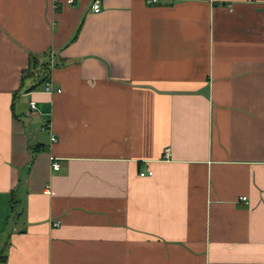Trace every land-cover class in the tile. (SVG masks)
<instances>
[{
	"label": "crops",
	"instance_id": "obj_1",
	"mask_svg": "<svg viewBox=\"0 0 264 264\" xmlns=\"http://www.w3.org/2000/svg\"><path fill=\"white\" fill-rule=\"evenodd\" d=\"M91 4L0 0V264H264V0Z\"/></svg>",
	"mask_w": 264,
	"mask_h": 264
},
{
	"label": "built area",
	"instance_id": "obj_2",
	"mask_svg": "<svg viewBox=\"0 0 264 264\" xmlns=\"http://www.w3.org/2000/svg\"><path fill=\"white\" fill-rule=\"evenodd\" d=\"M74 0H69V2H73ZM149 2H153V1H157V0H148ZM101 7H102V0H92V4H91V10L93 11H100L101 10ZM45 90L46 91H49V92H53V91H57V92H60L62 89L60 87H56L53 82L49 79L46 81V84H45ZM30 105L33 109H35L37 106H36V102L34 100H31L30 101ZM53 139H55L53 137ZM169 152V148H167V153ZM53 167L55 169H58L59 168V163L54 161L53 162ZM152 173V171L150 170L149 171V174ZM142 175L145 174V172H141ZM242 199H245L246 200V196H243ZM55 225H58L60 224V221H56L54 223Z\"/></svg>",
	"mask_w": 264,
	"mask_h": 264
},
{
	"label": "trees",
	"instance_id": "obj_3",
	"mask_svg": "<svg viewBox=\"0 0 264 264\" xmlns=\"http://www.w3.org/2000/svg\"><path fill=\"white\" fill-rule=\"evenodd\" d=\"M31 69H36L39 72L42 73V80H46L49 78V73H50V67H49V61L47 60H42L33 57L31 58Z\"/></svg>",
	"mask_w": 264,
	"mask_h": 264
},
{
	"label": "bare ground",
	"instance_id": "obj_4",
	"mask_svg": "<svg viewBox=\"0 0 264 264\" xmlns=\"http://www.w3.org/2000/svg\"><path fill=\"white\" fill-rule=\"evenodd\" d=\"M147 175V174H146Z\"/></svg>",
	"mask_w": 264,
	"mask_h": 264
}]
</instances>
